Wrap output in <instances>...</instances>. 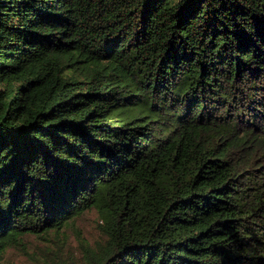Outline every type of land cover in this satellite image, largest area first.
<instances>
[{"label":"trees","instance_id":"1","mask_svg":"<svg viewBox=\"0 0 264 264\" xmlns=\"http://www.w3.org/2000/svg\"><path fill=\"white\" fill-rule=\"evenodd\" d=\"M88 213L92 264H264V0H0V264Z\"/></svg>","mask_w":264,"mask_h":264},{"label":"rangeland","instance_id":"2","mask_svg":"<svg viewBox=\"0 0 264 264\" xmlns=\"http://www.w3.org/2000/svg\"><path fill=\"white\" fill-rule=\"evenodd\" d=\"M61 232L44 239L30 236L20 249H8L5 259L12 264H92L106 241L93 213Z\"/></svg>","mask_w":264,"mask_h":264}]
</instances>
